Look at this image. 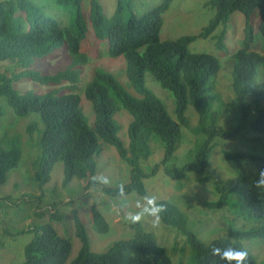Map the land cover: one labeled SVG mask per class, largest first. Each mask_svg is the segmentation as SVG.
I'll return each instance as SVG.
<instances>
[{"label": "trees", "instance_id": "trees-1", "mask_svg": "<svg viewBox=\"0 0 264 264\" xmlns=\"http://www.w3.org/2000/svg\"><path fill=\"white\" fill-rule=\"evenodd\" d=\"M170 2L162 0L142 15H136L130 3L125 7L122 0H118L112 16L106 17L100 0H46L39 4L31 0H0V63L3 67V71L0 70V97L6 99L16 116L22 117L29 112L40 115L43 128L39 144V169L36 172L39 187L49 180L50 172L59 161L62 162L64 185L76 177L84 180L85 189L94 186L96 182L91 181V177L96 173V158L102 151L103 143H106L113 145L121 159L132 165L131 180L124 185L125 193L144 195L142 177L149 173L143 172L139 161L146 160L150 154L151 134L160 136L165 150L163 159L155 165L154 171L172 157L181 136V127H190L189 119L184 114L188 104L198 113L196 130L206 134L207 139L194 162L185 163L179 168L165 167V172L173 179L185 177L188 172L202 173L207 154L214 146L211 142L216 137L232 139L243 128L264 134V108L245 127L239 126L240 123L230 129L217 125L222 112L213 109L214 99L211 102L209 93L216 92L214 83L220 68L219 60L210 53L188 50L192 41L211 37L218 27L221 33L218 32L215 44L218 49L224 50L225 26L235 13L242 15L245 35L231 55V75L240 119L248 118L246 98L250 96L252 102L259 105L264 97V81H254L257 70H264V54L251 49L254 39L264 40V0H211L215 14L199 33L160 40L163 10L169 7ZM253 18H256L255 26ZM89 25L99 32L96 43L102 49L101 55L123 58L125 76L132 89L140 94V97H136L130 93L112 72L94 67L83 86L85 99L92 103L93 125L88 124L80 105V95L66 90L70 81L75 83L73 89L77 88L82 68L92 60L81 51ZM62 52L66 58L53 74L46 71L40 73L32 68L23 73L24 66L31 67L50 57L58 58ZM11 64L16 65V73L9 76ZM146 72L174 97L177 120L172 119L162 101L146 87ZM260 75L264 77L261 72ZM21 76L53 85V88L44 93L30 90L21 93L12 86L13 79ZM118 105L132 116L128 127V146L117 134L119 128L114 115ZM2 113L0 107V116ZM208 121L211 123L208 124ZM21 155V147L17 144L12 143L6 148L0 141V186L6 181L7 173L17 166ZM224 159L237 174L236 180L230 188L215 184L219 197L208 202V207L220 209L228 206V193L232 195L233 191H237L244 203L238 211L239 216L234 215L241 221L261 219L259 227L234 230V220H231L229 232L232 238H217L206 245L189 229L187 217L181 209L162 201L167 207L168 224L185 236L187 250L184 246L179 249L174 245L171 251L166 250L158 243L156 236L146 231L140 223H131L130 237L115 240L106 251L94 252L90 248L86 229L75 214V234L80 239L81 247L75 258L68 262L71 239L57 232L51 220V216L56 219L54 214L50 215L49 222L35 228L34 237L24 247V261L21 264H174L171 255L183 253L187 255L185 264H226L218 256L212 255L211 246L222 248L228 245L248 252L246 264H257L254 255L244 248L243 240L251 235L264 236V191L253 187L258 172L264 169V150L261 154L224 152ZM104 192L118 195L114 187H106ZM41 214L36 213L37 216ZM92 215L95 232L105 234L110 231L108 222L95 206L92 207Z\"/></svg>", "mask_w": 264, "mask_h": 264}, {"label": "rangeland", "instance_id": "rangeland-1", "mask_svg": "<svg viewBox=\"0 0 264 264\" xmlns=\"http://www.w3.org/2000/svg\"><path fill=\"white\" fill-rule=\"evenodd\" d=\"M35 3H42L46 0H31ZM118 0H100L106 17L112 16L116 9ZM162 0H122L126 7L130 3L132 11L136 15H142L151 8L159 5ZM211 0H171L169 7L163 10L162 27L160 40L176 39L180 36L194 35L199 33L207 25L211 17L215 14V9L210 4ZM47 12H52L48 10ZM20 13H24L21 11ZM25 21V19H21ZM254 26L257 24L253 18ZM23 23V22H22ZM24 25V23H23ZM87 39L81 45V51L88 54L92 59L82 68L81 81L77 88L73 89L75 83L68 82L69 92L80 95V105L87 117L89 125L94 123V112L92 103L85 99L83 86L90 77L94 67H100L112 72L118 81L136 97L139 93L134 91L125 76L124 59L112 58L101 55V48L96 40L99 32L89 25ZM221 33V28H217L211 37L197 38L188 45V50L194 53L206 52L218 58L220 68L215 80L216 92L209 93V97L214 102L213 109L220 110L222 115L217 125L225 129L233 128L236 123L245 127L252 123L256 114L264 108V97L259 105L252 102L250 96L245 100L248 107V118L240 119L241 112H238L235 95L232 88L231 55L238 47L239 41L244 38V19L240 13H235L229 23L225 26L223 35L224 50L217 48L216 36ZM251 46L253 50L264 54V40L254 39ZM95 48L98 50L95 53ZM66 54H68L66 52ZM94 55L95 57H92ZM66 58L62 52L58 58L50 57L43 59L31 67L24 66L26 70L37 69L40 73L53 74L55 68ZM69 59V58H68ZM11 70L8 75L16 73V65H10ZM0 70L3 71L2 62ZM264 70H257L254 77L256 83L264 81ZM79 78V79H80ZM63 84L59 85L62 86ZM145 85L164 104L167 113L172 119L177 120L175 114V99L172 94L162 88L159 83L146 72ZM14 89L23 93L27 90L44 93L53 88L50 84H41L30 77L21 76L12 81ZM58 86V87H59ZM0 141L6 148L12 143L21 147L22 155L17 166L7 173V179L0 186V264H21L24 261V247L35 235V228L45 222H49L50 215L52 224L60 235H66L71 239V252L68 262L75 258L81 247L79 237L75 234L74 219L77 216L83 223L89 238L90 248L94 252H102L109 249L113 242L118 239H126L132 235L131 223L124 220V215L128 211H135V202L145 194H155L158 202L167 201L179 207L181 212L187 217V225L198 238L204 243L217 238H232L229 232L230 221L234 220L232 227L234 230H244L257 228L261 219H244L241 221L238 211L244 203L240 193L233 191L228 193V206L220 209H210L208 202L215 201L219 193L215 189V184H222L227 188L233 186L237 174L228 166L224 159V152L246 151L261 154L264 150V134L243 128L239 130L232 139L216 137L211 143L214 144L207 154V161L202 173L188 172L185 177L173 179L165 172V167L179 168L185 163L194 162L199 156L202 145L207 139V135L196 130L199 121L197 111L188 104L184 114L189 119L190 127L181 129V137L177 147L163 166L160 164L155 169V165L160 163L164 157V145L160 136L152 133L150 137V154L146 160L139 161L140 168L148 176L142 177L145 194L132 192L127 195V199L112 196L104 192L106 187L117 188L116 185H124L131 180V168L127 162L123 161L116 148L111 144L103 143L102 151L96 158L95 176H108L112 183L103 185L99 182L88 189L84 187V180L74 177L67 185L63 184L62 162H57L50 172L49 180L42 186H38L36 172L39 169L40 157V136L43 124L40 115L36 112H29L25 116H16L11 107L8 106L5 98L0 97ZM118 125V136L126 146L129 144L128 126L132 120L131 114L118 105L114 115ZM38 122V123H37ZM211 123L208 121V124ZM103 215L109 224L110 231L101 234L95 232L93 225L92 207ZM74 210L77 211L74 213ZM42 213L37 216L36 213ZM76 214V216H75ZM236 214L237 216H235ZM61 218V219H60ZM143 228L154 234L159 244L166 250L171 251V247L184 246L185 236L168 224V211L161 213L158 222L152 218L140 222ZM244 248L249 250L256 258L257 264H264V236L251 235L243 240ZM178 249V250H179ZM174 264L177 261L185 264L186 254L171 255Z\"/></svg>", "mask_w": 264, "mask_h": 264}, {"label": "clouds", "instance_id": "clouds-1", "mask_svg": "<svg viewBox=\"0 0 264 264\" xmlns=\"http://www.w3.org/2000/svg\"><path fill=\"white\" fill-rule=\"evenodd\" d=\"M91 181L99 182L103 185H110L112 183L108 176L98 177L94 175L91 177ZM116 187L121 201L126 200L127 195L125 193L124 184L119 183ZM253 187L257 190L264 191V169L258 172L257 178L253 181ZM135 209V211H128L124 215L125 221L132 224H139L147 218H152L154 221L158 222L161 218V213L165 212L167 207L164 203L158 202V198L155 194H145L141 199L135 202ZM211 252L212 255L218 256L221 260H224L226 264H233V262H235V264H246L248 261V252L246 250L237 249L231 245L222 248L211 246Z\"/></svg>", "mask_w": 264, "mask_h": 264}]
</instances>
